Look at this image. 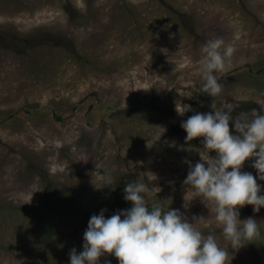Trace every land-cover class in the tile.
Masks as SVG:
<instances>
[{"label": "rangeland", "instance_id": "374dc122", "mask_svg": "<svg viewBox=\"0 0 264 264\" xmlns=\"http://www.w3.org/2000/svg\"><path fill=\"white\" fill-rule=\"evenodd\" d=\"M253 106L264 0H0V264H264Z\"/></svg>", "mask_w": 264, "mask_h": 264}, {"label": "trees", "instance_id": "16d2710c", "mask_svg": "<svg viewBox=\"0 0 264 264\" xmlns=\"http://www.w3.org/2000/svg\"><path fill=\"white\" fill-rule=\"evenodd\" d=\"M186 28L188 29V32L193 33V30L191 29V25H189V23L186 24ZM253 108L257 109L258 111L260 110L259 107L257 108L256 106H253ZM242 109H246V108H242ZM241 112L244 113V110H240L237 108H233V109H225L220 113H214L212 115H209V121L206 124V129L204 132V137L205 138H213L216 139L217 141L220 140H235V139H241V135L239 133V129H241V124L238 125L239 123H237L234 120V117H236V115H241ZM258 114H260V118L264 120V116L259 112H257ZM232 114V115H231ZM208 120V119H207ZM221 137V138H220ZM243 196H246L245 193H243ZM264 196V192H257L254 194H251L249 196H247L248 198L250 197L251 199H254L256 196ZM253 206V205H250ZM123 207V203L122 201H118V205H117V209L121 210ZM183 235H185V233H182ZM175 242L180 245L179 239H176ZM122 261L125 264H131L130 261V256L129 253L127 251H123L122 252Z\"/></svg>", "mask_w": 264, "mask_h": 264}, {"label": "water", "instance_id": "95a60500", "mask_svg": "<svg viewBox=\"0 0 264 264\" xmlns=\"http://www.w3.org/2000/svg\"><path fill=\"white\" fill-rule=\"evenodd\" d=\"M225 76V75H224Z\"/></svg>", "mask_w": 264, "mask_h": 264}]
</instances>
